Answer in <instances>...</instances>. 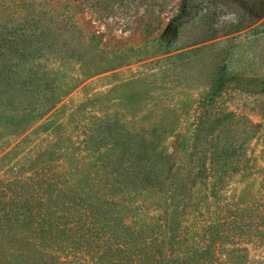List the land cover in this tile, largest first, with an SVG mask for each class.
I'll return each mask as SVG.
<instances>
[{
	"label": "rangeland",
	"instance_id": "obj_1",
	"mask_svg": "<svg viewBox=\"0 0 264 264\" xmlns=\"http://www.w3.org/2000/svg\"><path fill=\"white\" fill-rule=\"evenodd\" d=\"M110 15L104 23L84 13L89 25L82 29L90 43H67L74 40L82 60L109 59L112 69L83 78L85 66L67 61L60 68L66 93L51 109L20 123L14 115L33 107L35 97L19 96L20 106L11 109L3 103L0 177L31 174L49 141L81 138L82 114L105 111L121 134L143 133L173 183L187 181L185 195L173 201L172 251L188 246L208 223L248 208L250 215L235 219L240 227L235 234L210 243L207 261L264 264V0H124ZM216 81L219 89L212 93ZM204 113L208 130L195 141ZM216 135L225 161L209 169L207 143ZM55 161L67 165L64 158ZM215 175L220 178L213 190ZM156 199L157 208L152 203L139 213L163 221L161 203L169 198L159 193ZM163 232L160 239L168 235Z\"/></svg>",
	"mask_w": 264,
	"mask_h": 264
},
{
	"label": "trees",
	"instance_id": "obj_2",
	"mask_svg": "<svg viewBox=\"0 0 264 264\" xmlns=\"http://www.w3.org/2000/svg\"><path fill=\"white\" fill-rule=\"evenodd\" d=\"M123 2L0 0V113L6 110L4 102L10 109L13 104L19 107V96L27 95L35 97L34 106L14 115L19 123L51 109L66 93L60 68L69 60L85 66L88 74L83 78L112 69L109 59L82 60L85 56L72 45L80 39L90 43L82 29V24L89 25L84 13L107 23L112 9ZM69 39H74L72 45ZM218 89L216 81L211 92ZM47 93L51 97L46 99ZM207 117L204 113L200 118L195 141L208 130ZM82 119L86 123L78 131L81 138L69 143L65 136H55L43 147L31 174L0 177V264H212L207 261L210 243L235 234L240 228L235 219L250 215V209H234L229 218L205 225L188 246L172 251L177 214L173 201L185 195L186 179L173 183L150 144L141 139L142 132L121 134L111 127L105 111L86 112ZM218 137L207 143L209 169L225 161L224 154L218 155ZM58 157L67 165L55 161ZM215 176L213 190L220 178ZM159 193L169 198L161 203L164 220L140 214L144 206L158 207ZM162 232L168 233L165 239H160Z\"/></svg>",
	"mask_w": 264,
	"mask_h": 264
}]
</instances>
